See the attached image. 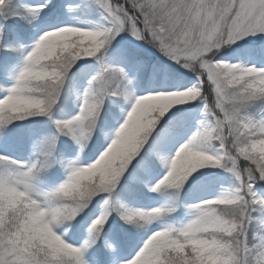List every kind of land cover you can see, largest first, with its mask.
<instances>
[{
  "label": "snow or ice",
  "instance_id": "snow-or-ice-1",
  "mask_svg": "<svg viewBox=\"0 0 264 264\" xmlns=\"http://www.w3.org/2000/svg\"><path fill=\"white\" fill-rule=\"evenodd\" d=\"M0 264H264V0H0Z\"/></svg>",
  "mask_w": 264,
  "mask_h": 264
},
{
  "label": "rangeland",
  "instance_id": "rangeland-1",
  "mask_svg": "<svg viewBox=\"0 0 264 264\" xmlns=\"http://www.w3.org/2000/svg\"><path fill=\"white\" fill-rule=\"evenodd\" d=\"M156 55L159 56V53H156ZM161 59H163V58L161 57ZM236 59L246 60V59H248V57L245 56L243 53V50H241V52L239 53L238 56L233 57V62H235ZM257 59H259V58L257 57ZM73 111H74V109H73ZM58 115H59V113H58ZM145 203H150V201H145Z\"/></svg>",
  "mask_w": 264,
  "mask_h": 264
}]
</instances>
